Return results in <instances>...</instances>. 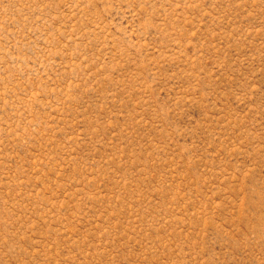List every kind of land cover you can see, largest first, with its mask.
<instances>
[{"label":"rangeland","instance_id":"obj_1","mask_svg":"<svg viewBox=\"0 0 264 264\" xmlns=\"http://www.w3.org/2000/svg\"><path fill=\"white\" fill-rule=\"evenodd\" d=\"M0 264H264V0H0Z\"/></svg>","mask_w":264,"mask_h":264}]
</instances>
